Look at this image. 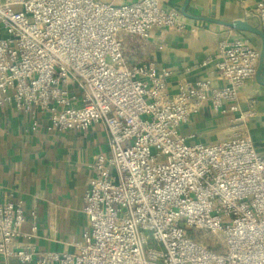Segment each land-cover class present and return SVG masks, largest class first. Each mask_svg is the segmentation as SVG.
<instances>
[{
  "label": "built area",
  "instance_id": "1",
  "mask_svg": "<svg viewBox=\"0 0 264 264\" xmlns=\"http://www.w3.org/2000/svg\"><path fill=\"white\" fill-rule=\"evenodd\" d=\"M254 14L264 29V0ZM187 23L159 0H0V108L14 107L30 129L106 126L110 154L96 155L84 197L87 228L72 251L40 252L25 201L0 199V255L37 264H264V154L252 138L255 101L240 106L255 80L261 46L241 31L202 66L212 76L172 83L174 71L130 63L123 34ZM222 82V86L213 81ZM207 105L233 114L227 138L192 141L181 129ZM235 114V115H234ZM217 239L214 240V237Z\"/></svg>",
  "mask_w": 264,
  "mask_h": 264
},
{
  "label": "crops",
  "instance_id": "2",
  "mask_svg": "<svg viewBox=\"0 0 264 264\" xmlns=\"http://www.w3.org/2000/svg\"><path fill=\"white\" fill-rule=\"evenodd\" d=\"M102 1L120 5L138 0ZM257 1L190 0L186 4V0H159L161 7L179 11L187 29L179 32L154 28L147 40L123 34L126 57L130 63H153L158 70H173V84L182 77L209 78L212 68L202 66V62L232 29L213 19L245 20L262 28L254 14ZM243 33L257 43L258 36ZM213 83L223 84L218 80ZM253 101L256 114L249 123L251 135L258 151L264 154V84L257 78L242 88L241 109L246 110ZM232 116L217 114L207 105L181 131L193 134L192 141L214 143L232 135L236 129L230 121ZM98 154H110L109 134L102 122L95 123L86 134L76 130L51 131L46 127L35 132L30 129L26 114L14 107L0 108V199L4 192H13L25 201L26 233L32 232L31 211L37 213L35 236L23 237L22 242L34 244L40 252L73 250L66 241L71 236L81 238L87 228L84 197L94 176L92 164ZM0 264L37 263H22L17 258L5 259L0 255Z\"/></svg>",
  "mask_w": 264,
  "mask_h": 264
},
{
  "label": "water",
  "instance_id": "3",
  "mask_svg": "<svg viewBox=\"0 0 264 264\" xmlns=\"http://www.w3.org/2000/svg\"><path fill=\"white\" fill-rule=\"evenodd\" d=\"M189 2L190 0H186V4H188ZM213 21L222 23L238 31L254 34L260 38L261 56H260V61H259L258 69H257L256 78L260 83L264 84V29L258 26H255L245 20H235L233 22H225V21L213 19Z\"/></svg>",
  "mask_w": 264,
  "mask_h": 264
},
{
  "label": "rangeland",
  "instance_id": "4",
  "mask_svg": "<svg viewBox=\"0 0 264 264\" xmlns=\"http://www.w3.org/2000/svg\"><path fill=\"white\" fill-rule=\"evenodd\" d=\"M257 38H258V39H256V40H257V41H256V42H257L256 44H257L258 46H261L260 38H259V37H257ZM210 237H214V240L217 239V236H212V235H211Z\"/></svg>",
  "mask_w": 264,
  "mask_h": 264
}]
</instances>
